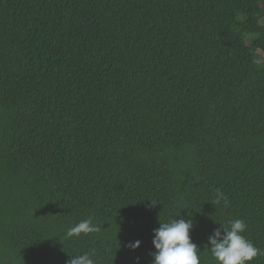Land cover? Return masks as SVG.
I'll list each match as a JSON object with an SVG mask.
<instances>
[{"label":"trees","instance_id":"16d2710c","mask_svg":"<svg viewBox=\"0 0 264 264\" xmlns=\"http://www.w3.org/2000/svg\"><path fill=\"white\" fill-rule=\"evenodd\" d=\"M181 218L264 253V0H0V264H153Z\"/></svg>","mask_w":264,"mask_h":264},{"label":"clouds","instance_id":"9594fccd","mask_svg":"<svg viewBox=\"0 0 264 264\" xmlns=\"http://www.w3.org/2000/svg\"><path fill=\"white\" fill-rule=\"evenodd\" d=\"M227 204V198L222 194L217 199ZM230 227L222 224L209 237L211 255L215 264H251L261 253L243 233L246 230V223L242 219H235L229 222ZM193 229L191 219H174L161 223L153 230L152 244L155 251L151 254L153 264H201L199 247L192 242L190 231ZM100 228L94 224L91 218L81 220L64 233L65 238L79 237L81 234L98 232ZM141 245V241L129 242L127 247L135 251ZM139 259V258H137ZM67 264H95L91 254L84 253L71 256Z\"/></svg>","mask_w":264,"mask_h":264},{"label":"rangeland","instance_id":"374dc122","mask_svg":"<svg viewBox=\"0 0 264 264\" xmlns=\"http://www.w3.org/2000/svg\"><path fill=\"white\" fill-rule=\"evenodd\" d=\"M248 43H249V41H248Z\"/></svg>","mask_w":264,"mask_h":264}]
</instances>
